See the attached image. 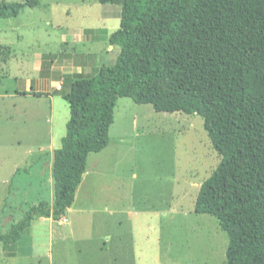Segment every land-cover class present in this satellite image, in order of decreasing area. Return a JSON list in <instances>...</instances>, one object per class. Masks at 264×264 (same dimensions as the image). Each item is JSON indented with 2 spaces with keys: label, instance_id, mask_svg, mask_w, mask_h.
<instances>
[{
  "label": "rangeland",
  "instance_id": "374dc122",
  "mask_svg": "<svg viewBox=\"0 0 264 264\" xmlns=\"http://www.w3.org/2000/svg\"><path fill=\"white\" fill-rule=\"evenodd\" d=\"M37 1L28 7L25 0H0L17 11L5 9L0 18V234L51 200L52 172L43 164L65 136L71 81L92 77L118 54L106 50L107 35L119 28L118 4ZM91 29L101 33L95 44ZM92 48L99 67L78 55ZM109 138L87 158L73 207L85 213L65 215L66 234L52 239L35 222L34 238L21 239L22 259L0 264H226V234L214 217L194 211L200 186L220 161L201 117L157 113L121 98Z\"/></svg>",
  "mask_w": 264,
  "mask_h": 264
},
{
  "label": "trees",
  "instance_id": "16d2710c",
  "mask_svg": "<svg viewBox=\"0 0 264 264\" xmlns=\"http://www.w3.org/2000/svg\"><path fill=\"white\" fill-rule=\"evenodd\" d=\"M120 6L110 66L71 81L69 120L53 151V201L32 206L7 233L9 250L39 217L71 208L87 158L109 144L119 99L157 113L198 115L220 161L194 211L226 234V264H264V0H101ZM37 0H25L37 7ZM15 8L0 3L3 11Z\"/></svg>",
  "mask_w": 264,
  "mask_h": 264
},
{
  "label": "crops",
  "instance_id": "0c3cea01",
  "mask_svg": "<svg viewBox=\"0 0 264 264\" xmlns=\"http://www.w3.org/2000/svg\"><path fill=\"white\" fill-rule=\"evenodd\" d=\"M115 32V31H114ZM113 32H111V33H109L107 36V38H108V43H109V37H110V35L112 34ZM88 37L90 38L89 40H90V44H95V43H97V42H99L100 41V37H101V33H100V31H95V30H93V29H91L90 31H89V35H88ZM83 40H81V42H82ZM113 49H116L117 51L119 50V48L118 47H116V46H111L110 44H109V47L106 49L108 52H112V50ZM78 55H80V56H84V57H86L87 59L89 58V59H91V58H93V60H95L96 62H97V64H98V67L99 66H101L98 62L100 61V59H99V57H100V54H98V52L95 50V49H90V50H88L87 52L86 51H84V52H79L78 53ZM92 56V57H91ZM17 94H19V95H21V94H23V96H26V95H28V94H26V92H24V93H17ZM109 140H110V138H109ZM52 147V146H51ZM50 147V149H49V151H48V153H49V161H45L44 162V164H43V170L45 171V170H47V167L50 169V171L52 172V163H53V151L57 148V147H55L54 149L53 148H51ZM38 161H40V158H38V156H37V158H36ZM19 170H16V172H18ZM13 172V175H12V177H14V172L15 171H12ZM39 172H41V171H39ZM87 173V171L85 172V174L83 175V177H82V181H81V183H80V185L78 186V188H77V191H76V194H75V200H76V197H77V193L79 192V189H80V187H81V184H82V182H83V180H84V178H85V176L87 175L86 174ZM40 175H41V173H40ZM40 175H39V177H40ZM27 176L28 177H30V178H33V180H34V177L32 176V175H30V173H28L27 174ZM8 178V179H7ZM5 177V179H3V184L4 185H6L8 188H7V191H9V189L11 188V185H12V180L11 179H9L10 177ZM52 179V178H51ZM34 183V182H33ZM39 183V185H40V181L38 182ZM29 185H31L30 183H28V182H26V187H28ZM52 193H51V200H50V202L49 203H52V201H53V181H52ZM75 200H74V203L72 204V206H71V208L70 209H68L67 210V212H66V214L65 215H71L72 217L74 216V215H81V214H84L85 212H82L83 210H74V205H75ZM41 202V201H40ZM86 213H88V212H86ZM65 215L64 216H62L60 219H58V220H54L52 217H45V216H39L33 223H32V225L30 226V228L28 229V232L26 233V234H24L23 236H21V238L18 240V242L13 246V250H12V252H10L9 254H7L8 253V250L7 251H2L1 253H0V259H22V257L25 255V253H21V251H22V249H21V239H22V237L24 238L25 236H28V237H31L32 239L34 238L33 236H31L32 234V229H33V227H34V225H35V222H38V224H36V227H39V228H43V231H47L46 233H47V236L50 238V239H52L53 238V236L56 234V235H58V236H64L66 233H65V231L64 230H61V226H64V223L67 221V219L65 218ZM72 221V222H71ZM71 221H69L68 222V224L69 225H71V226H73V220L71 219ZM5 222H7L6 220H5ZM34 244V243H33ZM31 256H32V254H26V258H31Z\"/></svg>",
  "mask_w": 264,
  "mask_h": 264
}]
</instances>
